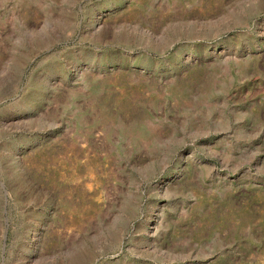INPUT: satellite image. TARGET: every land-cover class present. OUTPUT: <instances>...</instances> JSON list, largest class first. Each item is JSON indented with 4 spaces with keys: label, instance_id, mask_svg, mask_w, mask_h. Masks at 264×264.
<instances>
[{
    "label": "rangeland",
    "instance_id": "1",
    "mask_svg": "<svg viewBox=\"0 0 264 264\" xmlns=\"http://www.w3.org/2000/svg\"><path fill=\"white\" fill-rule=\"evenodd\" d=\"M0 264H264V0H0Z\"/></svg>",
    "mask_w": 264,
    "mask_h": 264
}]
</instances>
